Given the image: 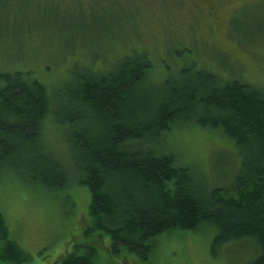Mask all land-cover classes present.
<instances>
[{"label": "trees", "instance_id": "1", "mask_svg": "<svg viewBox=\"0 0 264 264\" xmlns=\"http://www.w3.org/2000/svg\"><path fill=\"white\" fill-rule=\"evenodd\" d=\"M143 53L115 59L112 70L71 71L72 81L51 89L32 72L1 71L0 178L14 171L53 192L75 180L89 189L90 246L57 264H96L103 251L146 259L160 236L205 226L213 251L247 240L258 251L251 264H264V85L196 65L161 80ZM50 121L68 125L69 162L43 140ZM194 125L231 144L229 184L212 186L156 151L168 133ZM25 258L0 213V261Z\"/></svg>", "mask_w": 264, "mask_h": 264}, {"label": "rangeland", "instance_id": "2", "mask_svg": "<svg viewBox=\"0 0 264 264\" xmlns=\"http://www.w3.org/2000/svg\"><path fill=\"white\" fill-rule=\"evenodd\" d=\"M245 1L0 0V72H32L51 89L72 81L71 71L112 70L115 59L147 51L161 80L196 65L264 85V0H249L232 14ZM59 125L45 124L43 140L69 162L68 125ZM225 141L194 125L168 133L156 151L177 156L210 185L224 186L235 160ZM90 202L89 189L77 180L53 192L14 171L4 174L0 213L10 239L26 255L16 264H57L81 245L90 246ZM214 236L206 226L174 231L160 236L146 259L103 251L96 264H251L258 254L247 240L213 251Z\"/></svg>", "mask_w": 264, "mask_h": 264}]
</instances>
